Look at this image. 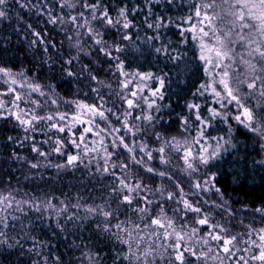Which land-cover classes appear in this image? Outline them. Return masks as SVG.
<instances>
[{"label":"snow or ice","instance_id":"obj_1","mask_svg":"<svg viewBox=\"0 0 264 264\" xmlns=\"http://www.w3.org/2000/svg\"><path fill=\"white\" fill-rule=\"evenodd\" d=\"M0 264H264V0H0Z\"/></svg>","mask_w":264,"mask_h":264},{"label":"trees","instance_id":"obj_2","mask_svg":"<svg viewBox=\"0 0 264 264\" xmlns=\"http://www.w3.org/2000/svg\"><path fill=\"white\" fill-rule=\"evenodd\" d=\"M227 180L230 183L231 182V177L230 176L227 177ZM232 187L236 188V187H238V185H232ZM249 187H251V185ZM256 187H257V193L256 194L260 195L261 194V188H260V181H259V177L258 176L256 177Z\"/></svg>","mask_w":264,"mask_h":264},{"label":"clouds","instance_id":"obj_3","mask_svg":"<svg viewBox=\"0 0 264 264\" xmlns=\"http://www.w3.org/2000/svg\"><path fill=\"white\" fill-rule=\"evenodd\" d=\"M224 179H227V177H223Z\"/></svg>","mask_w":264,"mask_h":264}]
</instances>
